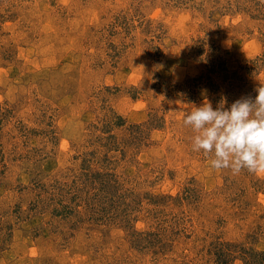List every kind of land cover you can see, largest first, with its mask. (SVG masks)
Listing matches in <instances>:
<instances>
[{
    "label": "rangeland",
    "instance_id": "374dc122",
    "mask_svg": "<svg viewBox=\"0 0 264 264\" xmlns=\"http://www.w3.org/2000/svg\"><path fill=\"white\" fill-rule=\"evenodd\" d=\"M261 86L264 0H0V264H264V173L184 125Z\"/></svg>",
    "mask_w": 264,
    "mask_h": 264
},
{
    "label": "clouds",
    "instance_id": "9594fccd",
    "mask_svg": "<svg viewBox=\"0 0 264 264\" xmlns=\"http://www.w3.org/2000/svg\"><path fill=\"white\" fill-rule=\"evenodd\" d=\"M256 91L254 100L242 97L230 109L206 102L185 117L184 125L195 133L193 151L213 154L212 168H230L234 175L242 169L264 173V86Z\"/></svg>",
    "mask_w": 264,
    "mask_h": 264
},
{
    "label": "trees",
    "instance_id": "16d2710c",
    "mask_svg": "<svg viewBox=\"0 0 264 264\" xmlns=\"http://www.w3.org/2000/svg\"><path fill=\"white\" fill-rule=\"evenodd\" d=\"M108 175L109 174H106V177H107V179H106V184L109 186V182H110V187H111V181H110V178H108ZM94 180H92V183H91V185H90V187H91V189H93L94 191H98V190H96L97 189V183L95 182H93ZM104 184H105V182H104ZM103 184V185H104ZM107 185H105L104 187L105 188H107ZM100 189V188H99Z\"/></svg>",
    "mask_w": 264,
    "mask_h": 264
}]
</instances>
